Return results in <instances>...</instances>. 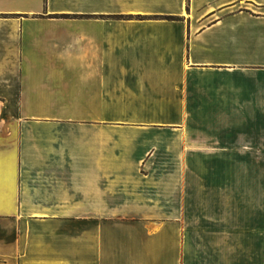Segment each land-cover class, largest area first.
<instances>
[{
    "label": "crops",
    "instance_id": "obj_1",
    "mask_svg": "<svg viewBox=\"0 0 264 264\" xmlns=\"http://www.w3.org/2000/svg\"><path fill=\"white\" fill-rule=\"evenodd\" d=\"M0 264H264V0H0Z\"/></svg>",
    "mask_w": 264,
    "mask_h": 264
},
{
    "label": "trees",
    "instance_id": "obj_2",
    "mask_svg": "<svg viewBox=\"0 0 264 264\" xmlns=\"http://www.w3.org/2000/svg\"><path fill=\"white\" fill-rule=\"evenodd\" d=\"M167 18L176 19L179 18V16L176 15H166Z\"/></svg>",
    "mask_w": 264,
    "mask_h": 264
}]
</instances>
